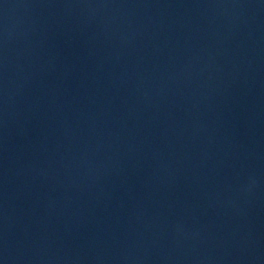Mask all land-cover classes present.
Returning a JSON list of instances; mask_svg holds the SVG:
<instances>
[{"label":"water","instance_id":"water-1","mask_svg":"<svg viewBox=\"0 0 264 264\" xmlns=\"http://www.w3.org/2000/svg\"><path fill=\"white\" fill-rule=\"evenodd\" d=\"M0 264H264V0H0Z\"/></svg>","mask_w":264,"mask_h":264}]
</instances>
